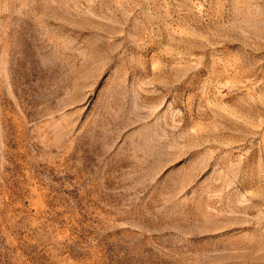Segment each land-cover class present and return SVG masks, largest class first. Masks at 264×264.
<instances>
[{"label": "rangeland", "instance_id": "rangeland-1", "mask_svg": "<svg viewBox=\"0 0 264 264\" xmlns=\"http://www.w3.org/2000/svg\"><path fill=\"white\" fill-rule=\"evenodd\" d=\"M0 264H264V0H0Z\"/></svg>", "mask_w": 264, "mask_h": 264}]
</instances>
